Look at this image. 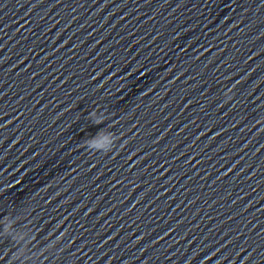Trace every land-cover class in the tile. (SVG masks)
Listing matches in <instances>:
<instances>
[{
  "label": "clouds",
  "instance_id": "obj_1",
  "mask_svg": "<svg viewBox=\"0 0 264 264\" xmlns=\"http://www.w3.org/2000/svg\"><path fill=\"white\" fill-rule=\"evenodd\" d=\"M94 115V113H90V117ZM101 121H97L100 123ZM116 140H112L110 136L103 135L101 133H97V136L92 138L91 140L87 141L84 145L88 150L91 149H100L104 144H107V148H105V152L108 153L112 151ZM99 152V151H96ZM93 152V153H96Z\"/></svg>",
  "mask_w": 264,
  "mask_h": 264
}]
</instances>
